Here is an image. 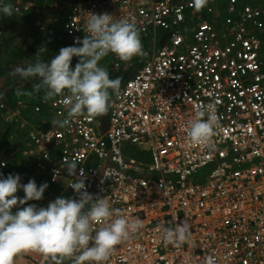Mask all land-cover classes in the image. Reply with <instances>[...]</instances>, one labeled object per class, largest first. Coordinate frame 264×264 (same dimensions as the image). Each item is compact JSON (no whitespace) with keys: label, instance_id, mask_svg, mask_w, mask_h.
Segmentation results:
<instances>
[{"label":"built area","instance_id":"2783aa9c","mask_svg":"<svg viewBox=\"0 0 264 264\" xmlns=\"http://www.w3.org/2000/svg\"><path fill=\"white\" fill-rule=\"evenodd\" d=\"M221 3L207 0L202 8L224 11L220 22L200 21L192 29L186 0H68L52 8L66 46L87 35L89 12L128 18L139 31L151 30L153 43L158 30L160 40L166 38L138 67L109 53L122 65L114 66L133 74L111 97L105 132L100 116L86 113L63 129L53 126L67 114V94L48 101L49 123L46 112L43 124L29 129L21 120L25 145L10 155L14 165L20 157V183L34 179L48 187L41 200L20 207L78 199L69 186L76 177L63 165L65 157L76 159L94 199L107 198L144 225L105 264H264V69L256 33L264 28V8L245 0ZM210 107L218 118L213 147L193 146L184 125ZM0 109L6 122L14 120L3 103ZM141 148L149 163L134 155ZM184 220L191 225L189 242L165 244L164 229ZM20 256L29 264H53L37 251Z\"/></svg>","mask_w":264,"mask_h":264},{"label":"clouds","instance_id":"9594fccd","mask_svg":"<svg viewBox=\"0 0 264 264\" xmlns=\"http://www.w3.org/2000/svg\"><path fill=\"white\" fill-rule=\"evenodd\" d=\"M190 2L197 11L207 4V0ZM15 10L10 2L0 0L3 16L11 17ZM89 13L85 22L87 35L82 40L62 47L48 62L38 56L35 63L17 66L9 73L12 77L37 80L31 91L17 88V96L43 92V99L49 101L67 94L66 116L51 121L61 129L68 126L74 116L86 113L95 117L109 111L111 95L119 93L121 78L109 77L107 69L99 64L103 57L112 53L122 61H130L134 56L145 55L134 22L128 18L113 19L108 13ZM74 56L79 62L73 68L70 65ZM217 125L218 118L210 107L207 112L201 110L189 119L184 130L191 145L212 148ZM78 163L67 157L63 161L68 175L76 177L69 186L79 198L57 197L46 207L20 206L27 201L41 200L47 182L37 186L34 179H29L21 184L19 174L4 178L0 173V264H13L14 257L24 251H37L52 261L70 258L71 264H105L118 244L143 228L141 219L121 214L107 198L94 199L86 190L82 169L77 174ZM18 189L24 192L22 198L15 195ZM190 237L191 225L185 220L163 232L165 244H184Z\"/></svg>","mask_w":264,"mask_h":264},{"label":"rangeland","instance_id":"374dc122","mask_svg":"<svg viewBox=\"0 0 264 264\" xmlns=\"http://www.w3.org/2000/svg\"><path fill=\"white\" fill-rule=\"evenodd\" d=\"M59 0H43L41 5L34 4L25 0H7L13 4L16 9L11 17H6L0 14V93L5 94L8 91L15 93L17 88L24 91H31L32 85L37 82L35 78L22 79L18 75L12 77L9 75L17 66L27 67L31 63H35L39 56L43 61H50L55 54H58L62 47H65L63 27L61 33L58 32L55 25L58 21V16L53 13L55 5H58ZM179 1V0H175ZM191 3L190 0H186ZM189 13L192 15L191 20L188 22L189 28H194L198 22L206 21L212 23L214 20L220 22L221 17L224 15V11H220L216 14H207L202 9L197 11L193 8ZM57 27V28H56ZM261 43L260 56L262 59V68L264 69V28L262 32H256ZM161 31H156V42L153 43V33L151 30L139 31L143 51L145 55L134 56L131 61L135 66H141L145 63L150 56V53L157 47L160 40ZM165 34V33H164ZM158 48V47H157ZM111 54L102 58L99 64L105 67L107 70L112 67V74H119V69L115 64L121 67L122 65L111 58ZM79 62L78 57H73L70 67H75V64ZM127 73V76L133 74V70L121 71ZM126 78L121 80V85L125 82ZM14 84V85H13ZM15 86V89L12 88ZM14 108L10 110L9 106H6L12 114H14L13 128L10 130L8 137V144L2 145L0 153H4L5 147H10L7 150L10 155L21 151L24 148L25 138L22 136L21 120L28 125H41L46 120L50 121L48 111L44 108L47 106L48 101L43 99V92H40L38 96L34 94L31 96H15ZM43 100L42 105H39L37 101ZM47 102V103H46ZM25 103V104H24ZM2 121L4 119H1ZM5 121V120H4ZM6 122V121H5ZM21 122V123H20ZM2 130L4 129L1 127ZM7 145V146H6ZM144 148L134 150V155L143 162H150V154L143 152ZM16 165L13 164L11 172H17L19 170L20 157L16 159ZM16 175V173H13ZM14 210V209H13ZM66 259V258H65ZM65 259H58L57 263L60 264ZM13 264H16L14 262ZM56 264V262H55Z\"/></svg>","mask_w":264,"mask_h":264},{"label":"trees","instance_id":"16d2710c","mask_svg":"<svg viewBox=\"0 0 264 264\" xmlns=\"http://www.w3.org/2000/svg\"><path fill=\"white\" fill-rule=\"evenodd\" d=\"M25 1H29V2H32V3L37 4V5H41L43 3V0H25ZM67 1L68 0H59V1H57V3L60 4L61 6H64V3H66ZM219 1L221 3L224 0H219ZM245 1L252 4L254 7L256 6V7L264 8V0H245ZM55 25L58 27V28L56 27L57 30L59 29L58 32L61 33L62 26L60 24V21L58 20ZM63 33H64V31H63ZM0 34H1V32H0ZM112 67H109L110 69L107 70L109 73V77L111 79H115L116 77H120L121 80H123V79L128 77L127 73L124 74L125 72L124 73L121 72V71H123L122 69L121 70L119 69V74H112V72H111ZM137 67H138V65H137ZM1 72H4V70H1ZM1 72H0V74H1ZM13 85H12V88L15 89V86H13ZM120 86H121V84H120ZM22 91H24V90H22ZM39 94H40V92L34 93L35 96H38ZM113 95L114 94H112L111 97ZM15 96H16L15 93H13L12 91H8L5 94H3L2 96H0V103H3L4 105L9 106L10 110H12V108H14V104H15V99H16ZM21 96H23V95H21ZM37 101L39 102V100H37ZM42 103H43V100H40L39 105H42ZM46 107L44 108L45 110H46ZM3 116H4V113L0 109V148L2 145L8 144V137L10 135V130L13 128V121H14L13 120L10 123L5 122L4 120L2 121L1 119H3ZM1 127H3L4 129L2 130ZM10 147H12V146L8 145L7 147H5L6 151L4 153H0V173L3 174L4 178H7V176L10 174L13 175V173L11 172V169L13 168V157L10 158V153L7 151L10 149ZM21 151H22V148H21ZM2 162L6 163V167H1Z\"/></svg>","mask_w":264,"mask_h":264},{"label":"water","instance_id":"95a60500","mask_svg":"<svg viewBox=\"0 0 264 264\" xmlns=\"http://www.w3.org/2000/svg\"><path fill=\"white\" fill-rule=\"evenodd\" d=\"M166 37H163L161 40H160V43L159 45L162 46L163 43H164V40H165ZM108 113H105L103 115L100 116V123H101V131L102 133L106 131V129L108 128Z\"/></svg>","mask_w":264,"mask_h":264},{"label":"crops","instance_id":"0c3cea01","mask_svg":"<svg viewBox=\"0 0 264 264\" xmlns=\"http://www.w3.org/2000/svg\"><path fill=\"white\" fill-rule=\"evenodd\" d=\"M159 43H160V40H159V42H158L157 47L160 46ZM12 173H16V174H19V175H20V173H18V172H12ZM20 254H21V253L17 254V255L14 257V261H13V263L16 262V264H29V263L26 261V259H24V258H22V257L20 256ZM58 259H59V258H58ZM58 259H57V260H58ZM57 260H56V261H53V264H55V262H56V264H58V263H57Z\"/></svg>","mask_w":264,"mask_h":264}]
</instances>
